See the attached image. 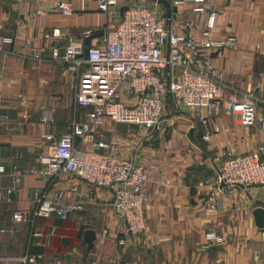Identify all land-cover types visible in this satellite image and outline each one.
Returning <instances> with one entry per match:
<instances>
[{"label":"crops","instance_id":"obj_1","mask_svg":"<svg viewBox=\"0 0 264 264\" xmlns=\"http://www.w3.org/2000/svg\"><path fill=\"white\" fill-rule=\"evenodd\" d=\"M60 1L71 3L70 16L57 10ZM113 1L101 9V0H0V230L6 229L0 232V264H22L18 259L23 257L34 260L26 264H264V230L252 216L254 208H264V186L218 191L213 212L204 210L214 158L255 153L264 145L259 125L244 127L225 109L226 93L219 100V114L171 110L167 97L161 121L152 131L107 119L93 128L118 147L123 159L148 169L143 189L147 246L119 244L125 223L111 208L109 189L75 175L56 179L34 173L51 156L48 136L56 140L73 124L87 123L91 111L75 106V76L49 60L52 44L44 34L59 29L84 45V32L114 28L125 7L164 13L154 0ZM212 8L213 36L237 41L234 49L214 53L212 64L224 83L251 91L259 100L257 114L264 116V0H212ZM191 9L179 8L167 24L175 33L197 38L205 17ZM37 10L44 15H36ZM99 41L92 40L91 46ZM261 159L264 162V153ZM13 176L20 182L7 194ZM50 208L67 213L60 217ZM15 212L24 213L25 221L13 223ZM87 230L96 234L91 249L84 243ZM210 232L223 243L206 248L204 237Z\"/></svg>","mask_w":264,"mask_h":264},{"label":"built area","instance_id":"obj_2","mask_svg":"<svg viewBox=\"0 0 264 264\" xmlns=\"http://www.w3.org/2000/svg\"><path fill=\"white\" fill-rule=\"evenodd\" d=\"M16 1L41 4L45 0ZM101 1V9L114 2ZM168 1L177 10L192 6L193 13L205 17L197 38L173 32L168 20L156 9L137 5L127 7L114 28L105 29L98 44L90 46L86 58L82 56L84 45L75 37L64 35L59 29L44 34V39L52 44L49 60L62 64L75 76V106L91 111L87 123L73 124L56 140L48 136L51 156L43 161L44 168L34 173L56 179L75 175L89 185L109 189L113 195L111 208L125 223V236L119 244L133 248L148 245L144 214L147 199L143 192L148 169L123 159L118 147L107 143L102 133L94 132V127L107 119L152 131L161 121L167 97L176 108L205 109L209 114H219L222 110L219 100L222 93H226L225 109L236 114L242 126L259 125L264 130V116L256 112L259 100L251 91L241 92L224 83L212 64L214 53L232 50L237 44L233 36L220 39L213 36L216 12L212 0ZM57 10L68 17L72 14L71 3L60 1ZM36 15H44V12L37 10ZM89 35L91 32L86 31L81 38ZM61 41L64 44L60 47ZM26 44L30 42L26 41ZM213 130L219 131L218 127ZM208 139L209 135H205L204 140ZM100 149L105 153L98 152ZM263 153L264 145L255 153H223L214 158V179L205 184L208 195L204 210L207 214L214 210L218 191L264 186ZM3 172L0 165V173ZM10 181L7 194L16 191L20 179L13 176ZM49 211L60 217L67 213L55 208ZM25 219L22 212L12 215L15 224ZM0 232L4 233L6 229L2 228ZM105 234L103 230L102 237ZM204 241L206 248L223 243V239L213 232L207 233ZM33 261L28 257L18 259L22 264Z\"/></svg>","mask_w":264,"mask_h":264},{"label":"water","instance_id":"obj_3","mask_svg":"<svg viewBox=\"0 0 264 264\" xmlns=\"http://www.w3.org/2000/svg\"><path fill=\"white\" fill-rule=\"evenodd\" d=\"M157 5L164 7L163 18L168 21L171 19L172 13H176L177 9L175 7H171L170 2L168 0H154ZM127 10V7L122 9L124 13ZM105 28L95 30L91 35L84 39V49L82 56L86 58L89 53V48L91 46V41L94 39H99L104 36ZM252 216L254 218L255 224L257 228L260 230H264V208L256 207L252 210ZM96 234L93 230H87L84 232V243L87 245L88 249L93 247V241L95 240Z\"/></svg>","mask_w":264,"mask_h":264},{"label":"rangeland","instance_id":"obj_4","mask_svg":"<svg viewBox=\"0 0 264 264\" xmlns=\"http://www.w3.org/2000/svg\"><path fill=\"white\" fill-rule=\"evenodd\" d=\"M178 108H176V106L174 105L173 101L171 100V110H177Z\"/></svg>","mask_w":264,"mask_h":264}]
</instances>
